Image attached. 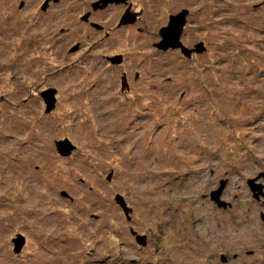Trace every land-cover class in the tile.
<instances>
[{
    "label": "rangeland",
    "instance_id": "obj_1",
    "mask_svg": "<svg viewBox=\"0 0 264 264\" xmlns=\"http://www.w3.org/2000/svg\"><path fill=\"white\" fill-rule=\"evenodd\" d=\"M45 1L0 0V264H264V0Z\"/></svg>",
    "mask_w": 264,
    "mask_h": 264
},
{
    "label": "water",
    "instance_id": "obj_2",
    "mask_svg": "<svg viewBox=\"0 0 264 264\" xmlns=\"http://www.w3.org/2000/svg\"><path fill=\"white\" fill-rule=\"evenodd\" d=\"M126 0H116L117 3H122ZM108 3V1L106 2ZM188 12L183 11L181 14L177 16H173L170 18L169 25L166 28H163L160 32V36L162 39V42L157 46V48L161 51L167 52L169 49L177 50L179 49L182 54L187 58H191V51H189L182 43L181 38L183 35L184 27L187 23V17ZM196 53H203L205 52V48L203 47V44H200L196 46V49L194 50ZM122 61V58H119L116 60L117 63H120ZM56 95L57 91L50 89L44 93H42V98L44 100V103L47 107V113L52 112L56 107ZM75 147H73L72 143L69 140H65L63 142L57 143V150L59 155L62 157H69L71 153L74 151ZM249 187L251 188L252 192L254 193L256 199L259 198L258 194H263V187L261 185H256L254 180L249 181ZM222 189L218 192L213 194V201L217 203L218 207L220 208H227V204L222 202L220 200L221 198ZM65 198L68 197L67 194H63ZM116 201L118 205L121 207L123 212L125 214H129V209L127 207V204L122 196H117ZM264 220V215H263ZM138 244L145 247L147 245V238L146 237H138L137 238ZM15 245V251L16 253H20L22 248L25 245V238L22 236H19L16 240L13 241ZM223 260H226L224 257Z\"/></svg>",
    "mask_w": 264,
    "mask_h": 264
},
{
    "label": "flooded vegetation",
    "instance_id": "obj_3",
    "mask_svg": "<svg viewBox=\"0 0 264 264\" xmlns=\"http://www.w3.org/2000/svg\"><path fill=\"white\" fill-rule=\"evenodd\" d=\"M62 1L63 0H46L45 1L46 2V6L42 8L43 9V12L46 13L49 9L53 8L54 6H60V4L62 3ZM107 1H108V3H106ZM126 3H127V0L124 1V2H122V3H117L116 0H92V2L90 3V6L92 7L93 12H95V13L93 15L92 12H89L88 13V16H86V19H84V20L86 22L87 19L93 18V16H96L97 13H99V12H106L108 9L111 11L112 9H115L116 7L117 8H121L120 6H125V5H127ZM132 19H133V16H131V15L128 14L126 17H124L122 20H120V22L122 21L123 24L125 26H127L129 24V21L132 20ZM101 25L99 26V24H96V23H93V22L90 23V26L92 28H94L99 33H103L104 34V37L107 38V39H109L112 36V32L109 31L108 29H106V28H108V26L106 24L103 23ZM105 58H106V60L108 62H111L113 64L114 61L111 60V58L112 59L114 58L113 56H107Z\"/></svg>",
    "mask_w": 264,
    "mask_h": 264
}]
</instances>
